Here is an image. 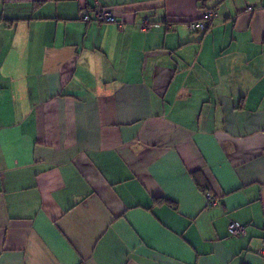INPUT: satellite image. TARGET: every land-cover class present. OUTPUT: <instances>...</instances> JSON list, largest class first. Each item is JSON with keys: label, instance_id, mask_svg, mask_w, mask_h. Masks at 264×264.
<instances>
[{"label": "crops", "instance_id": "1", "mask_svg": "<svg viewBox=\"0 0 264 264\" xmlns=\"http://www.w3.org/2000/svg\"><path fill=\"white\" fill-rule=\"evenodd\" d=\"M262 250L264 0H0V264Z\"/></svg>", "mask_w": 264, "mask_h": 264}, {"label": "built area", "instance_id": "2", "mask_svg": "<svg viewBox=\"0 0 264 264\" xmlns=\"http://www.w3.org/2000/svg\"><path fill=\"white\" fill-rule=\"evenodd\" d=\"M247 10H251V7H248ZM215 17V12L213 10H208L203 13L202 17L198 20H192L187 23V27L190 32H205L210 22H212ZM81 19L85 22H94L98 24L103 23H116L118 27H121V22L115 18L111 10L107 7L95 6L90 12L83 11L81 14ZM147 20H142V26L145 28ZM207 201L211 205H218L219 200L214 198L209 192H205ZM246 226L234 221H231L228 225V234L232 237L243 236L246 234ZM264 255V250L260 252Z\"/></svg>", "mask_w": 264, "mask_h": 264}, {"label": "trees", "instance_id": "3", "mask_svg": "<svg viewBox=\"0 0 264 264\" xmlns=\"http://www.w3.org/2000/svg\"><path fill=\"white\" fill-rule=\"evenodd\" d=\"M214 11V10H213ZM87 12H89V11H87ZM210 24H211V22H210ZM203 187V186H202Z\"/></svg>", "mask_w": 264, "mask_h": 264}]
</instances>
